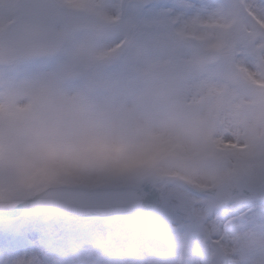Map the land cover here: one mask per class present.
I'll return each mask as SVG.
<instances>
[{"label":"snow or ice","instance_id":"1","mask_svg":"<svg viewBox=\"0 0 264 264\" xmlns=\"http://www.w3.org/2000/svg\"><path fill=\"white\" fill-rule=\"evenodd\" d=\"M0 264H264V0H0Z\"/></svg>","mask_w":264,"mask_h":264}]
</instances>
